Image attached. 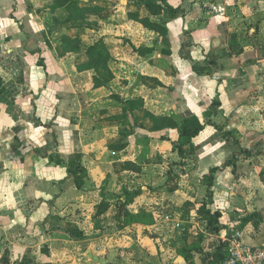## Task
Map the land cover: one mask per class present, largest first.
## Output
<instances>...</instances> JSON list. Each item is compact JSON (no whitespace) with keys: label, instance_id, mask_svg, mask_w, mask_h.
<instances>
[{"label":"crops","instance_id":"1","mask_svg":"<svg viewBox=\"0 0 264 264\" xmlns=\"http://www.w3.org/2000/svg\"><path fill=\"white\" fill-rule=\"evenodd\" d=\"M85 1L102 10L54 30L41 48L35 104L8 110L17 115H8L0 135V264H209L212 246L191 261L177 249L202 236L218 241L198 216L211 167L236 159L235 174L231 166L213 174L211 209L221 211L220 220L256 215L264 223V0H167L186 14L168 20L163 36L129 16L164 22L145 0ZM19 2L0 0L8 51L24 34L11 15ZM25 3L26 26L43 28L48 5ZM59 31L80 38L78 52L62 49ZM98 40L111 56L112 79L95 87L93 71L78 65ZM12 81L0 69V99ZM200 124L198 135L179 137L180 126ZM22 129L23 152L16 141ZM70 161L79 188L67 176ZM127 194V209L138 218L123 224L118 208ZM102 200L109 206L96 214ZM260 227L248 222L244 239L259 241Z\"/></svg>","mask_w":264,"mask_h":264},{"label":"trees","instance_id":"2","mask_svg":"<svg viewBox=\"0 0 264 264\" xmlns=\"http://www.w3.org/2000/svg\"><path fill=\"white\" fill-rule=\"evenodd\" d=\"M146 7L152 12L153 15L163 14L164 22H156L150 20L148 16L140 17L138 12L129 13V16L134 20L140 22L144 27L153 29L157 31L160 35H165L167 32L166 22L170 19H174L177 17H184L186 14V10L182 7H174L167 2V0H145ZM50 11L54 12L51 14V20L53 22L54 30L58 29V27L62 24L76 22L84 20L89 14L99 13L102 8L99 6L90 5L85 0H52V4L50 5ZM58 41L62 49L66 52H78L81 46V40L78 37H69L67 34L62 33L61 31ZM84 56L86 57V62L78 65L79 70H92V80L95 87L104 86L112 79V72L109 69L108 62L111 59V56L103 43L102 40H98L91 45H89L84 51ZM208 63L214 68L217 66L215 59H209ZM37 65L44 67V63L42 59L37 62ZM220 106L218 100H214L210 104V109L212 113L217 112V108ZM147 116L150 117L154 122L157 123L158 120L164 119L163 123L169 127L177 128L178 125L174 123L170 118H160L155 117L147 113ZM205 123L212 124L213 121L207 120ZM217 129H221V127L213 123ZM155 127V126H154ZM203 130V125H197L193 129L187 128L185 126H180L179 137L189 136L193 137L198 135ZM224 135H227L225 133ZM179 151L182 149L179 147ZM243 154L246 156L251 154L250 150L243 149ZM236 159L230 158L225 161L220 166L211 167L207 173L204 174L203 178L206 184V197L201 201L200 206L198 208V216L199 218L205 222L208 229L218 232L221 228H223L222 224L219 223L221 217V211L218 209H211V205L213 202L212 199V181L214 179V173L218 170H222L226 166H231L232 172L236 173L235 167ZM77 167L75 163L70 161L67 165V176L72 179L74 185L76 187H81L82 180L76 174ZM133 196L131 194L126 195V199L124 202H121L118 208L119 216L124 219L125 223H130L135 221L138 218V214H134L127 209L128 203L132 200ZM108 201L102 200L96 209V214H101L106 208H108ZM148 213L142 212V217H146ZM150 215V214H149ZM213 249V253L211 258L209 259V264H223L227 255L225 250V245L220 241L213 240L210 244ZM178 253H180L186 261H191L193 258V253H203L204 249L201 244V240L186 244L185 246H181L177 249Z\"/></svg>","mask_w":264,"mask_h":264},{"label":"rangeland","instance_id":"3","mask_svg":"<svg viewBox=\"0 0 264 264\" xmlns=\"http://www.w3.org/2000/svg\"><path fill=\"white\" fill-rule=\"evenodd\" d=\"M19 1H20L19 4L16 5L20 8L18 9V11L15 10V8H13V10L11 8L12 11L11 15L13 13L15 14L16 27L18 30H21L24 34L14 37L15 49H13L12 51H8L7 48L4 47V45L7 44V42L4 41L5 36L0 35V39H2V41H0V49H1L0 69L5 71L6 76L10 75V77H13L15 80L12 81L11 83L8 82L6 84L7 92L5 96L2 99H0V113L6 110V115L0 116L1 121L2 119L4 120L3 122L0 123V135L4 134V132L6 131V126L9 123V121H7L8 115L10 114L8 111L9 109H14V110L17 109L18 111L21 108V106H28L30 101H33L35 104V100L39 92L38 90L43 84L42 81L43 72L41 71V67L37 65V62L41 59L40 57L41 48L44 47V45L49 42L48 37L55 33L54 32L55 28L51 20V14L53 15L54 12H51L49 9V13L51 12V14H48V19H43L44 20L43 28H41V26L37 22L33 23V26L30 25L26 26L25 23L26 8L30 6L26 5L25 2L26 1H29V3L32 2H30L31 0H19ZM32 4H34V7L36 6L39 8L46 7L48 5L47 8H50V5L52 4V0H36V2ZM42 4H45V6H43ZM25 28L28 30L25 31ZM234 48L236 49V46H234ZM24 79H26V81H24ZM30 81H32V83H30ZM30 92L32 93L31 95ZM17 111L16 113H14L15 111H12L10 117L13 118L12 115H17ZM19 123L20 121H16L17 128ZM11 127H14V122L11 125ZM35 135L36 132H34L33 134V139L34 140L39 139V135L38 137H36ZM18 136L19 138L16 141L18 143L19 141L23 142L21 143L22 147H20L21 151L23 152L28 150V147H26V143H24L28 139V136L26 135V131L24 129L18 130ZM50 139H52V135L50 136ZM49 150L52 151V149ZM113 211H115V208L113 209ZM145 218H148V215L143 219ZM256 218H257L256 215H248L247 217L239 219V222L237 223L235 222V219L229 220L227 218L225 220H219V223L222 224V226L226 229L237 228L243 230L244 228H246V225L249 222L252 224V229L254 231L255 230L258 231L260 223L257 222ZM120 219H121L120 222L125 224L124 219L123 218ZM112 228H116V227H112ZM245 238L249 239L250 236L246 235ZM212 239L214 240V238L211 237H205V236L200 237L202 247L205 248L206 245L210 246L211 242L213 241ZM209 253H207V255H209Z\"/></svg>","mask_w":264,"mask_h":264},{"label":"built area","instance_id":"4","mask_svg":"<svg viewBox=\"0 0 264 264\" xmlns=\"http://www.w3.org/2000/svg\"><path fill=\"white\" fill-rule=\"evenodd\" d=\"M260 226L261 238L257 242L246 241L242 230L237 228L218 231L217 240L225 245L227 255L223 264H264V223Z\"/></svg>","mask_w":264,"mask_h":264}]
</instances>
